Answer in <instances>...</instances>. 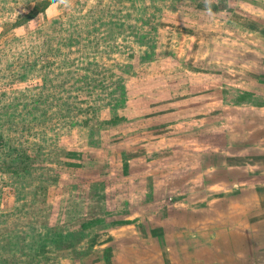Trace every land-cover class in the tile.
<instances>
[{
    "label": "rangeland",
    "instance_id": "374dc122",
    "mask_svg": "<svg viewBox=\"0 0 264 264\" xmlns=\"http://www.w3.org/2000/svg\"><path fill=\"white\" fill-rule=\"evenodd\" d=\"M262 186L264 0H0V264H254Z\"/></svg>",
    "mask_w": 264,
    "mask_h": 264
},
{
    "label": "crops",
    "instance_id": "0c3cea01",
    "mask_svg": "<svg viewBox=\"0 0 264 264\" xmlns=\"http://www.w3.org/2000/svg\"><path fill=\"white\" fill-rule=\"evenodd\" d=\"M119 1L131 2L133 0H119ZM243 93H245L246 100L237 105H247L250 106V108L255 111L262 109V107H259L260 104H256L255 95L257 94V92L255 91L250 92L248 90ZM245 171H247V169ZM262 187L263 188H257L262 193V196L261 193L259 194L257 191L256 194L258 195V199L260 202L258 203V207L261 208L263 214L262 213H258V215L249 214L250 222L252 223V225L256 226V231H255L256 236L251 238L250 235H247L245 233V240L242 239V242H244V245L242 247H244L245 250L244 251L245 253L243 252V254L245 255L246 263H248L247 260H251V258H254L252 262L256 264L259 259V256L264 257V186ZM253 188L256 187L253 186ZM257 264H264V262L263 263L258 262Z\"/></svg>",
    "mask_w": 264,
    "mask_h": 264
},
{
    "label": "trees",
    "instance_id": "16d2710c",
    "mask_svg": "<svg viewBox=\"0 0 264 264\" xmlns=\"http://www.w3.org/2000/svg\"><path fill=\"white\" fill-rule=\"evenodd\" d=\"M246 100V96H245V93H243L241 96H239L237 99H236V103L237 104H240L242 102H244Z\"/></svg>",
    "mask_w": 264,
    "mask_h": 264
},
{
    "label": "clouds",
    "instance_id": "9594fccd",
    "mask_svg": "<svg viewBox=\"0 0 264 264\" xmlns=\"http://www.w3.org/2000/svg\"><path fill=\"white\" fill-rule=\"evenodd\" d=\"M69 2L70 0H56V3H59V4H67ZM53 6H55V4Z\"/></svg>",
    "mask_w": 264,
    "mask_h": 264
}]
</instances>
